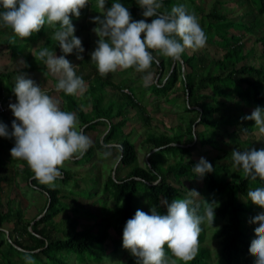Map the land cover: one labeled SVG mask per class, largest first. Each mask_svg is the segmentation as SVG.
Instances as JSON below:
<instances>
[{"label": "trees", "instance_id": "trees-1", "mask_svg": "<svg viewBox=\"0 0 264 264\" xmlns=\"http://www.w3.org/2000/svg\"><path fill=\"white\" fill-rule=\"evenodd\" d=\"M175 1L163 0V5L172 6V3ZM246 1H249L256 8L258 15L250 21L252 22L250 27L242 28L241 31L253 30L254 33L258 31L264 33V0ZM91 2L95 3L96 0H91ZM115 2L116 0H107L106 9L110 8ZM119 2L129 9L133 20L144 19L142 16L143 10L138 7L136 0H119ZM95 9L97 10L96 6ZM217 9V7H214L211 13L206 15V18L209 17L211 21L218 24L222 28L219 31H225V34L218 37L220 40L219 43L224 44L222 48L225 50V53L219 59L208 60L204 54L196 56L195 53L190 55L184 52L181 56L185 70L184 76H182L181 62L170 59V66L167 71L170 74L163 86V79L157 83L159 86H156L155 89V91H159L157 95L161 96L163 94L162 96H167L176 88L179 81H181L183 85V96L185 98L188 97L186 101L188 102L189 108L198 107L199 110H195L196 116L190 121V129L184 135L180 136L176 134V136L170 137L164 134L160 136L152 134L146 138L145 141L148 145H151L153 149H159L157 152L148 156V165L141 167L137 164L138 152L136 146L123 132V128L129 122V112L126 110L128 107L135 109L142 120L146 122L150 121V118L146 116L147 109L135 99L127 86H122L123 88L117 87L108 81L106 82L103 78H96L100 81V84L102 83L103 87L101 85L95 87L92 81H90L91 77H83L85 83H88L89 86L85 93V103H91L93 105L92 111L94 115L85 114L82 108H80L77 95L66 96L63 92H61L63 101L62 110H64V106L67 104L69 110L76 113L82 124L81 126L84 127L85 134L95 129L99 131L102 127L105 128L107 133L102 139V144L97 141L89 147L82 157L72 159L74 162L79 163L78 161H80L88 164L97 148L98 150L99 148L108 149L107 145H113V143L118 142L117 147L120 153V161L117 166L115 180H112L111 177L108 178L103 185L99 200L95 204L101 206L104 203V212H108V214L112 212L113 215L115 210V215L118 216L120 221L117 227L122 229L120 231L121 236L123 235V228L127 220L135 215L137 209L151 214L150 209L147 207L148 205L146 206L147 209L143 208L139 202V197L146 198L149 205L155 206L160 214H166L165 201L170 203L175 198H186L184 181H201L205 190L211 194L217 193L222 195L220 204L215 207L214 220L212 222V225L220 223V226L218 229H214L208 222L206 223L209 225L205 223L201 226L203 230L199 236L198 247L200 254L195 256L190 264H254V257L250 255L249 248L251 242L256 238L254 230L258 225L251 223V221L257 214L264 212V209L250 202L246 203L244 198H246V193L249 189L264 187V181H260L259 179L251 181L243 175L241 170L233 173L232 176H227L228 180L221 179L222 167H216V159L211 158L206 160L211 163L213 171L206 174L203 178L197 177L191 171V168L199 160L191 159L193 150L189 145L197 143V146L198 144L201 147L208 145L218 150L220 145H224L225 143V139L219 135V132L224 130L227 132V135H230L231 133L228 128L235 127L237 124H242L246 130L245 132L251 134L258 130L255 127V122L242 118L250 115L252 110L257 106L264 108V63L259 65L247 63L250 52H245L246 47L241 41L240 36H236L230 32L234 29V20L222 25L221 22H223L224 18L218 14ZM86 11L87 9L85 7L81 10L79 18H71L75 28V34L81 32L82 27H84ZM200 17L204 18L205 16L200 15ZM147 22L150 23L151 19L149 18ZM10 31H12L10 28L0 27V37L4 35L8 36L5 43L11 51L12 59L23 57L24 64L27 67L24 66L20 70L8 73H0V101L6 107H9L10 103L17 102L12 92L15 85L14 77L20 74L46 71L49 74L47 79L54 81V75L48 71L42 61L36 58V53L39 48L48 47L57 56L64 55L60 50L59 44L52 39L53 30L47 25L27 40L17 38L15 43H10V38L13 35V33L8 34ZM216 33L220 35L219 32ZM206 35L207 39L212 36L211 24ZM215 36L217 37V35ZM258 42L262 48V56L264 58V35L258 38ZM34 44H39V48L33 51L31 48ZM152 54L155 58L152 66H156L159 73L161 70L165 71V60L158 59L155 52ZM73 55L77 57L75 51L66 56V59L72 65H74L73 59H71ZM194 63L197 64L195 65L197 66L196 68L193 66ZM171 67H173L172 71ZM53 84L55 85L56 83L53 82ZM106 86H114L119 90L120 98H118L117 103L120 101L121 108H118V112H115V102L112 100L110 106H105L106 97L102 94L103 91L98 89L102 88L104 90ZM125 89L130 94L126 93L124 91ZM146 90L148 91V89ZM113 98V100L116 99L114 96ZM220 98L231 102L238 99L242 113L239 116L229 115L222 122L220 119L221 116L219 117L217 113L220 112V107L225 101H220ZM235 104L237 103L235 102ZM191 109L188 110L193 112ZM216 114L218 117L214 118ZM14 119L13 114L10 115L7 113L2 116L1 120L7 125L9 132L12 131L11 125ZM193 124H195V127L204 128L195 129V132H193ZM94 127L95 129H93ZM98 127L101 128L97 129ZM209 128L211 129V134L208 133ZM184 136H187L188 139L183 142L181 140ZM6 142L12 148L15 140L14 138L0 137V251L5 244L9 246V251L4 254L0 253V264H25L24 257L26 254L32 256L35 264H70L73 261H75V264L76 261L81 262V264H105L108 261L105 260L107 257L114 256L120 257L119 261L122 262L121 264H136V259L129 251L122 247V238H119L117 231L112 229L113 226L110 217H103L96 229L82 231L78 229V219L73 220L76 224L72 222H68V224L67 222L64 224L57 223L55 217L63 213L60 205L62 200L60 197V188L39 184L33 179V174L24 161L13 160L14 164L22 167V173H26L27 180L31 181V188L46 196L45 209L34 220L29 222L25 221L23 210L12 207L10 203H8L6 211L1 209V206H3L1 204L3 195L2 184L8 181L3 176V173L9 170V163L1 155L3 150H5L3 144ZM246 143L250 144L249 141L245 140L240 144L235 143L234 146L236 148L233 150H242L240 147L244 144L246 145ZM173 144H181L184 147ZM255 149L259 150L261 148ZM177 154H181L180 156L183 157L185 156V161L169 163L164 166L165 164L163 165L159 159L160 156H176ZM224 154L223 157L227 158L231 153L227 150ZM186 157L190 159L188 160ZM121 167L124 169L129 167L127 176H119V171L120 169L122 170ZM61 171L63 173L61 179L63 182L74 178L73 176L67 175L63 169ZM141 186L143 190L140 188ZM76 189L80 190L79 183ZM111 200H113L115 205L114 208L108 209L107 204ZM195 205H200L201 210L203 209V205L200 202L194 201L193 206ZM43 213L44 215L38 219ZM245 215L248 216L247 219L244 217ZM225 220L227 222L224 223ZM5 224H13V228L7 234L8 240L3 237L7 233L4 230ZM67 225L71 230H67ZM209 229L214 230V234H211L208 238L207 231ZM214 240L219 242V248L213 259L211 249L205 243H211ZM109 242L111 243L109 244ZM110 248H112L111 254L109 253ZM165 252L166 255L171 256L166 246ZM19 254L23 255L20 256ZM11 255H14L13 260L10 257ZM124 256L126 257L125 261L123 260ZM178 264H181V261Z\"/></svg>", "mask_w": 264, "mask_h": 264}, {"label": "clouds", "instance_id": "clouds-1", "mask_svg": "<svg viewBox=\"0 0 264 264\" xmlns=\"http://www.w3.org/2000/svg\"><path fill=\"white\" fill-rule=\"evenodd\" d=\"M106 2L96 0L99 15L92 19L97 25L93 32L98 40L91 53V63L101 77L133 69L144 74L141 80L148 85L154 76L150 71L155 60L153 52L179 60L186 50L206 46L207 35L198 17L189 12L185 4L161 11L163 0H136L144 19L133 20L129 9L119 0L107 9ZM87 6L89 0H0V27L12 30L10 43H15L17 38L27 40L46 25L53 30L52 39L64 55L57 56L48 47H41L36 58L57 78L55 91L66 96H76L86 90L83 77L76 74L77 67L66 56L74 50L84 52L71 18H79L81 10ZM77 58L82 59V56ZM20 63L27 67L23 61ZM12 92L17 100L9 104L15 118L12 131L0 122V137L14 138L10 150L12 159L26 162L39 184L54 187L63 177L61 168L65 163L82 157L92 141L84 133L76 113L62 110L59 99L32 79L16 76ZM242 119L254 121L259 133L264 134V108L257 106ZM231 160L233 168L241 170L251 181H264V148L233 150ZM191 171L203 178L213 167L201 157ZM192 198L202 199L196 189L187 190L186 198L164 202L166 214H160L153 206L151 214L137 209L127 220L122 247L136 259V264H177L178 261L188 264L194 259L203 230L201 226L206 222L212 225L216 205L202 199L201 210L200 205L193 206ZM244 201L264 209V187L249 189ZM251 223L259 226L254 230L256 238L251 242L249 253L254 257V264H264V212L257 214ZM165 246L171 256L166 255ZM24 260L25 264H35L30 254H26Z\"/></svg>", "mask_w": 264, "mask_h": 264}, {"label": "rangeland", "instance_id": "rangeland-1", "mask_svg": "<svg viewBox=\"0 0 264 264\" xmlns=\"http://www.w3.org/2000/svg\"><path fill=\"white\" fill-rule=\"evenodd\" d=\"M177 4H185L189 10V12L194 13L200 22V25L202 29L207 34L209 31L210 24L212 25V36H210L207 39L206 46L199 49V50H186L185 52L188 54L195 53L196 56L199 55H206L208 60H216L222 57V55L225 53V50L222 48L224 44L219 43V36L225 34V31L221 32L219 29H222L218 26V24H215L214 21H211L209 17L206 18V15L211 13V11L214 9V7H217V12L219 15H222L224 20L222 25L226 22H229L231 20H234L233 27L230 32L231 34H234L236 36H240L241 41L245 45V52H250V57L247 59V63L253 64V65H259L264 63V58L262 56V48L260 46V43L258 42V38L263 36V32H256L254 33L253 30H242V28H248L251 26L250 22L254 19L256 15H258V12L255 7H253L250 2L246 0H176L173 5ZM108 5V4H107ZM96 2L92 3L91 0H89V6L86 7V19L84 20V27H82V31L78 34H75L78 38L82 41V47L84 48L83 53H77V57L82 56V59H78L75 57V55L71 56V59H73L74 67H77L76 74L78 76L82 77H91V80L93 85L95 87H98L99 85L102 86V83L100 84V81L96 78L104 79L106 82H110L113 85H116L117 87L127 86L128 90L131 92V94L135 97L136 100H138L141 104L144 105V107L147 109L146 116L150 118L149 122H146L145 120H142L139 115L137 114V111L132 108H127L126 110L129 112L128 118L129 122L127 125L123 128V132L128 136V139L131 140L132 143L135 144L137 152H138V165L141 167H144L145 165H148V156L152 153L157 152L159 149H153L151 145H148L146 143V138H148L150 135L154 134L155 136H160L162 134L173 137L177 135H184L190 129V121L195 118L196 111L199 110L198 107H192L189 108L188 102L186 99L188 97L183 96V85L182 82L179 81L176 88L167 96H158L159 91H155L157 83L163 79L162 86L166 82L168 76L170 73L167 71L169 70L170 66V59L165 58L163 56H160L157 52H155V55L158 59L165 60V71H158V68L155 66H152L150 71L154 74L153 76V82H151L148 85H145L142 80L141 76L144 75L142 73H136L133 69H129L126 71H120L118 70L115 73H109L106 77H101L99 73L96 70V67L94 64L91 63V53L94 51L96 47V42L98 40L97 35L93 32V29L97 27L96 24L92 23V19L99 15L98 9H95ZM172 6L163 5V9L170 10ZM200 15H204L205 17L202 18ZM220 23V24H221ZM258 28V27H257ZM216 32H219L220 35H218ZM12 33H8L9 35ZM211 35V34H210ZM217 35V37L215 36ZM8 39L7 35L0 37V73H8L16 70H20L21 68H24V65L20 62H24V58L20 57L18 59H12L11 51L8 48V45L5 43V41ZM43 43V42H42ZM39 48V44H34L31 48V50H36ZM61 50V49H60ZM181 62L180 66L182 67V76H184V65L181 61V58L179 59ZM76 62V63H75ZM197 65L194 63L193 66ZM241 65V64H240ZM197 66H195L196 68ZM173 67H171L172 71ZM166 74V75H165ZM24 75L26 78L32 79L38 86L43 88L48 92L49 95L55 96L60 101V106L62 109V97L61 92L57 93L55 91V85L54 83H57V78H54L53 80L47 79L48 72L42 71V72H34L30 74H20ZM100 76V77H99ZM15 81V77H14ZM88 83H86V90L88 89ZM103 87V86H102ZM117 87L114 86H106L104 90L102 88H99L98 90L103 91L102 94L106 97L105 100V106H110L111 100L115 102V112H118V108H121L120 101L117 103L118 98H120L119 90H117ZM148 89V91L146 90ZM86 90L82 94H78V101L80 102V108L85 112L86 115H94L92 111L93 105L91 103L86 104ZM127 92V91H125ZM100 93V92H98ZM128 93V92H127ZM114 97H116L115 100H113ZM126 97V96H125ZM223 98H220V101H222ZM225 103H222V106L220 107V112L218 116H221V121L224 122L225 119L228 118L229 115L233 116H239L242 113V108L240 105V101L238 99L234 100L233 102L229 100H223ZM237 103L234 105V103ZM225 105V106H224ZM239 106V107H238ZM191 109L190 112L188 109ZM64 110L71 111L68 108V105L66 104L64 106ZM10 115H12L11 110L8 112ZM214 115V118H217L218 116ZM97 121V120H96ZM80 122V126H81ZM84 128V127H83ZM101 127H98L99 129ZM193 132H195V129H200L204 127H195V124L192 126ZM95 129V127L93 128ZM230 135H227V132L222 130L219 132V135L225 139L224 145H220V147L216 149L205 146L201 147L199 144L197 146V143L189 145L190 148H192L193 156L191 159L200 160L201 157L205 159H216V167L220 168L221 170V179L228 180L227 176H232L233 173L238 172V169L233 168L232 166V160H231V154L227 158H224L225 155L224 152L229 151V153H232L233 149L236 147L234 146L235 143H241L244 140L249 141L250 144L246 143L240 149L247 150L252 148H264V134L259 133V130H256L255 132L251 134H247L245 132L244 126L242 124H237L235 127L228 128ZM108 130V128H107ZM211 134V129L209 128V132ZM105 128L102 127L97 131L96 129L93 131L86 132V135L90 137L93 145L97 141L102 144V139L106 135ZM188 139L187 136H184V138L181 141H186ZM195 142V141H194ZM5 147V150L1 153L2 157L5 159L6 162H8L10 165H12L13 168H15L16 172L19 173V176L16 177L15 173L12 174L14 176L5 175L6 179L10 180L14 178V184L10 185L8 181L7 183H4L3 185V195L1 199V209L6 211V207L8 206V203L14 208L22 209L25 217V221L29 222L34 220L42 211L45 209L46 204V196L31 188L30 182L27 179L22 178V167L18 164H13V160L10 155L11 148L7 144H3ZM8 145V146H7ZM180 146L181 144H173ZM108 149L103 148H97L95 153H93L92 159L89 161L88 164L82 163L78 161L79 163L74 162V160H71L69 162H66L63 166V169L67 175L73 176L74 178L72 180H69L67 182H63L61 179L57 180L55 182L54 187H58L61 190L60 197L61 200V208L63 209V213L58 214L55 217V221L57 223H66L72 222L73 224H76L74 222V219H78V229L80 231L86 230V229H96L99 222L102 221L103 217H110L112 226L114 231H117V234L119 238L122 236L120 235L121 228H118V224H120L119 218L117 215H115V210L110 214L108 212H104L105 209L103 208V204L101 206L99 204H95L97 200H99V197L101 195L103 185L108 180V178L111 177L112 180H115L116 170L117 166L120 161V153L118 150V142L113 143V145H107ZM184 147V145H181ZM197 146V147H196ZM100 147V145H99ZM241 150V151H242ZM181 154L174 155H166L164 156H158L159 159L162 161L163 165L166 166L169 163L174 162H183L185 161V156H180ZM186 159H190L186 157ZM11 167V168H12ZM122 168V167H121ZM129 167L119 171V176L125 177L128 174ZM14 172V171H13ZM69 173V174H68ZM26 174V173H25ZM11 177V178H10ZM16 177V178H15ZM76 177V178H75ZM78 179V180H77ZM98 182V183H97ZM80 184V190L76 189L77 184ZM8 184V185H7ZM143 190V187H140ZM184 188L185 193L187 197V190L196 189L201 198L210 204H215L218 206L221 202L222 195H219L217 193L211 194L205 188L203 187V183L201 181L199 182H192L189 180L184 181ZM204 188V189H203ZM183 189V188H182ZM199 198H193L194 201L200 202L201 205L204 207V201ZM146 198H140L139 202L142 204L144 209H151L148 201ZM114 202L111 200L107 204V208H114ZM148 205V206H147ZM147 206V207H146ZM104 212V213H102ZM94 215V216H92ZM114 216V217H113ZM247 219V215L244 216ZM65 219V220H64ZM216 219V218H215ZM227 222L226 220L224 223ZM223 224V222H222ZM206 225H209L206 223ZM258 225V224H255ZM71 226V225H70ZM220 226V223L212 225V228L218 229ZM259 226V225H258ZM13 228V224H5L4 230L6 232H9ZM68 228V225L67 227ZM70 228V227H69ZM67 230H71V229ZM214 230L209 229L207 231V237L211 234H214ZM113 234L116 236V234L113 232ZM3 236V235H2ZM60 236V235H59ZM6 240H8L7 233L3 236ZM117 237V236H116ZM111 242H109L110 244ZM208 247L211 249V253L213 256V259L215 258L216 251H218L219 248V242L214 240L211 243H205ZM9 251V246L7 244L2 247L0 253L4 254L5 252ZM198 251L195 256H198L200 254ZM109 253H112V248L109 249ZM13 254V253H12ZM66 254V253H65ZM22 256L23 254H19ZM11 259H14V255L10 256ZM120 257H107L105 260H108L105 264H121L122 262L119 261ZM118 260V261H117ZM123 260H126V257L124 256ZM1 261V260H0ZM192 261V260H191ZM191 261L188 262V264L191 263ZM7 262V261H5ZM217 262V261H216ZM179 261L177 262V264ZM70 264H75V261L71 262ZM76 264H81V262L76 261ZM124 264V263H123ZM181 264H184V262L181 261Z\"/></svg>", "mask_w": 264, "mask_h": 264}, {"label": "crops", "instance_id": "crops-1", "mask_svg": "<svg viewBox=\"0 0 264 264\" xmlns=\"http://www.w3.org/2000/svg\"><path fill=\"white\" fill-rule=\"evenodd\" d=\"M1 119H2V117H1ZM0 119V122H2V120ZM8 163V162H7ZM14 164V163H13ZM12 167V165H10V164H8V168H9V170H7V171H5L4 173H3V176H5V175H9V176H14V175H12V174H14L15 172H16V170H15V168H11ZM14 171V172H13ZM17 175V176H16ZM22 175V178H24V179H27L26 178V176H25V174L24 173H22L21 174ZM15 176L16 177H18L19 176V173L18 172H16L15 173ZM15 177V178H16ZM11 178V177H10ZM9 181V184L10 185H13L14 184V178H12V179H10V180H8ZM30 183H31V181L30 180H28ZM4 185V183L2 184V186ZM8 185V184H7Z\"/></svg>", "mask_w": 264, "mask_h": 264}, {"label": "built area", "instance_id": "built-area-1", "mask_svg": "<svg viewBox=\"0 0 264 264\" xmlns=\"http://www.w3.org/2000/svg\"><path fill=\"white\" fill-rule=\"evenodd\" d=\"M127 92H128V94H130V92L128 90H127ZM9 111H10L9 107H6L4 105V103L2 101H0V119H1L2 116L7 114Z\"/></svg>", "mask_w": 264, "mask_h": 264}, {"label": "water", "instance_id": "water-1", "mask_svg": "<svg viewBox=\"0 0 264 264\" xmlns=\"http://www.w3.org/2000/svg\"><path fill=\"white\" fill-rule=\"evenodd\" d=\"M181 61H182V60H181ZM43 215H44V213H43L38 219H40ZM7 234H8V232H7Z\"/></svg>", "mask_w": 264, "mask_h": 264}]
</instances>
